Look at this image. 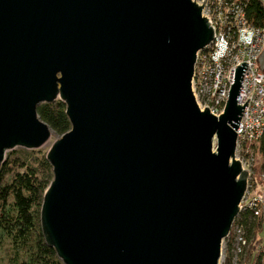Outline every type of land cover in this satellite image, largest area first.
<instances>
[{
	"label": "water",
	"instance_id": "water-1",
	"mask_svg": "<svg viewBox=\"0 0 264 264\" xmlns=\"http://www.w3.org/2000/svg\"><path fill=\"white\" fill-rule=\"evenodd\" d=\"M201 6L0 0V165L48 143L39 104L61 101L70 124L45 152L39 209L62 264L219 263L246 188L234 159L246 63L222 114L199 111L192 67L212 39Z\"/></svg>",
	"mask_w": 264,
	"mask_h": 264
},
{
	"label": "built area",
	"instance_id": "built-area-1",
	"mask_svg": "<svg viewBox=\"0 0 264 264\" xmlns=\"http://www.w3.org/2000/svg\"><path fill=\"white\" fill-rule=\"evenodd\" d=\"M191 1L201 6L203 0ZM247 1L205 0L202 4L201 16L212 30V39L195 54L190 90L199 111L206 108L209 114L218 117L223 112L235 66L246 63L236 103L242 106L247 101L234 130V159L247 172L239 212L247 209L253 218L264 220V194L250 191L256 146L264 131V70L259 69L257 61L264 47V28L255 27L248 21ZM259 180L264 183V171L259 174ZM234 221L223 242L231 240L232 252L238 256L248 244L242 225Z\"/></svg>",
	"mask_w": 264,
	"mask_h": 264
},
{
	"label": "trees",
	"instance_id": "trees-1",
	"mask_svg": "<svg viewBox=\"0 0 264 264\" xmlns=\"http://www.w3.org/2000/svg\"><path fill=\"white\" fill-rule=\"evenodd\" d=\"M246 17L251 25L264 28L263 3L248 0ZM64 109L59 100L36 107L38 118L58 137L70 128ZM256 152L253 187L259 186V174L264 171V131ZM51 179V167L40 149L16 148L5 154L0 165V264H62L54 250L45 244L39 226L42 194ZM236 222L244 229L248 244L245 253L250 264H264V244L260 237L264 220L253 218L244 209L237 214ZM231 252L232 241L225 240L222 264H231Z\"/></svg>",
	"mask_w": 264,
	"mask_h": 264
},
{
	"label": "rangeland",
	"instance_id": "rangeland-1",
	"mask_svg": "<svg viewBox=\"0 0 264 264\" xmlns=\"http://www.w3.org/2000/svg\"><path fill=\"white\" fill-rule=\"evenodd\" d=\"M263 70H264V69H263ZM56 138H58V136H56L55 134H53V133L51 132V137H50L48 143H47L46 145H44L42 148H40V150H41L43 153H45L46 150H47V148H48V146L50 145V143H51L54 139H56ZM215 145H216V141H215V139H213V141H212L213 149L215 148ZM256 156H257V154H256ZM260 188H261V186H260ZM260 190H261V189H260ZM250 191H251V192L258 191V187H257V186L253 187V185H252V188H251ZM260 237H261V241H262V243L264 244V226H263V229H262V231H261ZM245 251H246V249L244 250V253H243V254L238 255V256H235V255L231 252V264H250L251 261L248 260V257H249V256L245 253ZM223 255H224V242L222 241V243H221V257H220V260H219V263H218V264H222V263H223ZM262 260H264V258H263Z\"/></svg>",
	"mask_w": 264,
	"mask_h": 264
},
{
	"label": "crops",
	"instance_id": "crops-1",
	"mask_svg": "<svg viewBox=\"0 0 264 264\" xmlns=\"http://www.w3.org/2000/svg\"><path fill=\"white\" fill-rule=\"evenodd\" d=\"M260 186H261V188H260ZM257 187H258V191H260L264 194V183H259V186H257Z\"/></svg>",
	"mask_w": 264,
	"mask_h": 264
}]
</instances>
